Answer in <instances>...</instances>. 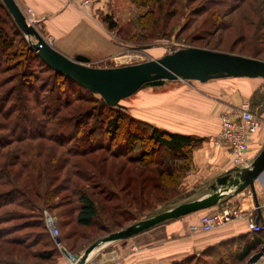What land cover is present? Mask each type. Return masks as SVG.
<instances>
[{"label":"rangeland","instance_id":"rangeland-1","mask_svg":"<svg viewBox=\"0 0 264 264\" xmlns=\"http://www.w3.org/2000/svg\"><path fill=\"white\" fill-rule=\"evenodd\" d=\"M205 1L151 0V2L146 1L145 4L141 0H117L110 4L105 1L107 5L105 11L107 12L103 14V20H100L106 28L108 27L110 39L116 42L118 50L102 60L89 61L88 65L112 67L143 62L158 58L184 46L208 48L264 60V0H243L236 8H230L228 5L229 2L233 4L235 0H222L226 6L220 7L208 2V9L204 8L201 12L193 13L192 10ZM108 15H110L109 19ZM37 31L39 32L38 29ZM40 35L45 39V36ZM25 38L29 44L36 41L33 36H26ZM147 45V48H141ZM11 73L12 71L8 70L1 73V77H6ZM40 74L43 76L47 73L40 72ZM251 82L255 84L252 94L256 90L259 95L252 98L251 94L246 101L250 103L253 112L261 118V114L264 113V78L261 77L215 78L207 82L179 79L167 82L162 86H147L139 89L131 96L120 100L119 107L132 115L134 113L142 114L158 125H172L204 138L201 147L196 149L195 152L199 151L207 154V150L216 146L210 140H218L216 136L210 135L215 134L214 130L218 127L220 111L228 108L226 106V104H229L227 102L228 98H232L234 92L237 91V97L239 96L238 92H240V86L243 83ZM11 84L13 82L3 84L0 93ZM182 88L190 89L193 93L189 92L190 94L188 97L186 95L185 99L176 98L172 103L165 101L166 95L170 94V91L174 89L178 91ZM232 89L234 90L232 91ZM79 106H89V104L75 102L68 106L62 114H68L69 116L73 110L80 108ZM1 120L0 116V122H2ZM150 121L147 122L153 124ZM93 122L94 118L89 121V124ZM54 123L51 122V125L54 126ZM161 128L164 129L163 126ZM200 129H203V131H200ZM6 132V129H0V134ZM40 140L25 141L21 144L13 142L5 146L3 153L0 154V163L3 164L9 159L12 160L13 153L17 154L19 149L22 150L20 152L21 156L17 155V158H20L18 162L5 168L6 170L8 168V175L12 182H22L24 186L27 180V191L34 198L36 196L34 192L37 190L42 191L43 193H41L44 196V192L62 182V179L66 176V171L62 172L60 177V171H57L59 170V158L70 155L65 147L58 144L53 145L54 141L52 139L43 140L42 138ZM41 143L42 145L36 146ZM197 157L200 158L199 166L194 165L193 159L191 166L181 172L183 176L173 189L168 187L154 189V185H150L151 181L146 176V181L141 179L139 170L142 166L127 163L122 156L112 159L106 152L97 151L82 157H75L74 160H79L78 162L94 169L96 172L102 170L101 161L106 165V167H103V170H105L103 173L104 178L110 180L109 185H112L111 187L118 191L119 199L125 202V209L129 210V214H116L105 203L101 194H95L92 195V198L96 200L98 207L97 223L92 226H82L74 220L73 206L76 198H73L74 202L70 200V190L49 199L50 201L46 202V205L51 203L53 205L50 210L46 209L44 211V219L45 216L46 218L51 216L55 219L59 241L56 242L50 230L48 231L60 251L59 254L62 255L61 248H65L72 254L79 251L77 254H80L97 238L124 228L138 220L168 210L179 203L208 194L211 191L210 184L214 181L213 178L215 179L214 175L222 172L226 167L219 168V166L213 164L202 166L204 156L199 153ZM22 160H27L30 163V166L23 171L21 170L23 167ZM181 160L178 162H181ZM111 161L114 163L112 166L109 165ZM67 168L68 166L66 167L68 172ZM114 179L115 183L112 184L111 180ZM74 180L78 184L84 185L78 177H75ZM125 182L129 184H124ZM123 185L124 187H122ZM95 191L97 192V189ZM6 208L19 209V207L11 205L4 207V209ZM11 247L12 245L0 243V253L3 254L4 249ZM12 248H16V251L11 253V257L16 256L15 258L28 264H59L60 262H58L60 255L55 257L53 261L43 260L33 257L31 255L34 252L31 251L32 249L25 250L20 245ZM35 248L37 250L44 249L43 246ZM8 255L6 253L5 256ZM72 259L73 257L70 256V264L74 263Z\"/></svg>","mask_w":264,"mask_h":264},{"label":"trees","instance_id":"trees-1","mask_svg":"<svg viewBox=\"0 0 264 264\" xmlns=\"http://www.w3.org/2000/svg\"><path fill=\"white\" fill-rule=\"evenodd\" d=\"M146 1L151 2L141 0L144 4ZM241 1L243 0H235L228 5L236 8ZM205 2L194 8L193 13L208 9V2L217 7L226 6L222 0ZM8 70L12 73L2 78L1 73ZM40 72L47 74L41 76ZM9 82L13 84L0 93V129L7 131L0 134V154L5 146L13 142L21 144L25 141H41L42 138L52 139L53 145L65 147L70 154L59 158L57 171H60V177L66 171L62 182L44 192V196L42 191L37 190L34 192L35 198L27 191V180L24 186L22 182H12L9 170L5 168L18 162L20 158L17 157L21 156L22 150L19 149L17 154L13 153L12 160L0 163V243L12 247L20 245L25 250L32 249L34 252L31 255L38 259L53 261L60 255L46 226L44 211L50 210L53 205H46V202L64 191L70 190L72 202L76 198L73 212L78 225L92 226L97 223L98 207L96 200L92 198L95 194H101L102 199L116 214H129V210L125 209V202L119 199L118 191L109 185L110 180L104 178L103 167L106 165L101 161L102 170L96 169V172L78 162L79 160H74L75 157L97 151L106 152L112 159L122 156L127 163L142 166L139 170L141 179L151 181L150 185H154V189H173L183 176L181 172L193 163L194 152L204 141L200 136L169 131L142 120L119 106H110L100 95L90 92L51 68L27 42L0 0V88ZM257 95L259 94L255 90L252 98ZM75 102L87 103L89 106H79L69 116L62 114ZM93 118L94 122L89 124ZM51 122H55L54 126ZM40 145L42 143L36 146ZM21 164L22 171L30 166L27 160H22ZM109 165H114L113 161ZM75 177L84 185L78 184ZM111 183H115V179ZM226 200H222L217 209L210 207L204 209V212L222 211L227 207ZM10 205L19 209H4ZM70 210L72 212V208ZM120 241L124 242L125 239ZM263 242L264 231L254 233L248 230L245 234L220 241L173 264H245L253 253L259 251ZM37 246H43L44 249L37 250ZM12 247L4 249L3 254L0 253V264H28L15 258L16 256L11 257V253L16 251ZM6 253L9 255L5 256Z\"/></svg>","mask_w":264,"mask_h":264},{"label":"crops","instance_id":"crops-1","mask_svg":"<svg viewBox=\"0 0 264 264\" xmlns=\"http://www.w3.org/2000/svg\"><path fill=\"white\" fill-rule=\"evenodd\" d=\"M105 1L110 4L117 0H101L90 10L79 8L71 0H15L27 21L45 36V40L52 47L70 58H74L77 54L84 55L91 62L102 60L118 50L116 42L110 39L108 27L106 28L100 20H103V14L107 12L105 11L107 8ZM254 85V82L243 83L240 86V92H238L239 96L237 97L236 91L232 94V98H228L229 104H226L228 107L226 109L238 106L241 101H246L252 94ZM189 92L193 93L190 89L182 88L178 91L174 89L170 91V94L166 93L165 101L172 103L176 98L185 99L186 95L188 97L190 94ZM223 110L225 109H222L220 113ZM134 116L150 121L142 114L134 113ZM261 118L263 120L261 127L249 140L248 163L264 146V113L261 114ZM158 126H163L164 129L173 132L192 133L172 125ZM219 129L220 124H218L217 131L214 130L215 134L210 136H217ZM210 141L216 146L207 150V154L196 151L193 158L194 165L199 166L200 158L197 156L201 153L204 156L202 166L213 164L219 168L226 167L220 172L221 174L234 168L235 166L231 164L228 157L227 144L222 141ZM217 174L214 175L215 178L218 176ZM263 199L264 172L262 171L254 180L253 190L248 187L231 198H227L228 209L237 210L241 214L239 217H231L211 231L197 232L191 231L190 226L199 220L204 210L170 219L127 238L124 242L115 241L100 246L90 255L86 264H173L220 241L247 233V216L252 214L257 218L260 217L262 208L257 209V205ZM221 202L212 206L214 207L212 209H217V205ZM69 259L62 253L58 262L60 261L59 264H70ZM258 264H264V261L261 260Z\"/></svg>","mask_w":264,"mask_h":264},{"label":"water","instance_id":"water-1","mask_svg":"<svg viewBox=\"0 0 264 264\" xmlns=\"http://www.w3.org/2000/svg\"><path fill=\"white\" fill-rule=\"evenodd\" d=\"M23 35L33 36L30 42L37 55L57 72L76 81L87 90L100 95L110 106H120V100L131 96L144 87H158L176 80L206 82L215 78L248 77L264 78V60L208 48L184 46L143 62L112 67L88 65V57L77 54L70 58L51 46L26 19L15 0H1ZM148 46H142V49ZM264 170V146L247 164L224 171L210 184L211 191L205 196L179 203L178 205L138 220L124 228L110 232L91 242L80 254L61 252L73 264H86L90 255L100 246L127 239L170 219L179 218L216 205L240 191L254 189V180ZM56 242L58 238H54ZM264 261V242L245 264Z\"/></svg>","mask_w":264,"mask_h":264},{"label":"built area","instance_id":"built-area-1","mask_svg":"<svg viewBox=\"0 0 264 264\" xmlns=\"http://www.w3.org/2000/svg\"><path fill=\"white\" fill-rule=\"evenodd\" d=\"M79 8L90 10L101 0H71ZM220 129L217 134V141L227 144L229 150V160L233 166H242L248 163L247 153L249 151V140L251 136L261 127L262 119L251 110L250 103L243 101L240 105L233 108L225 109L219 114ZM264 172V170H263ZM260 217L257 218L250 214L247 216V228L251 232L264 231V199L257 205L261 209ZM45 215V212H44ZM241 214L237 210H229L228 207L220 212H204L200 215L199 220L190 226V230L211 231L221 225L225 220L231 217H239ZM45 223L50 230L53 238H57L58 230L55 226V219L51 216L46 218ZM58 246L60 244L57 243Z\"/></svg>","mask_w":264,"mask_h":264}]
</instances>
